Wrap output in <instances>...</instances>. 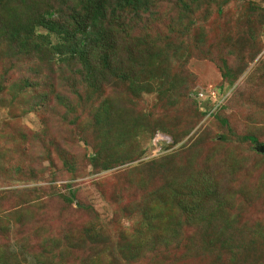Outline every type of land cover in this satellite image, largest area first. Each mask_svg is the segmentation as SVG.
<instances>
[{"label": "rangeland", "instance_id": "rangeland-1", "mask_svg": "<svg viewBox=\"0 0 264 264\" xmlns=\"http://www.w3.org/2000/svg\"><path fill=\"white\" fill-rule=\"evenodd\" d=\"M201 1L205 5L191 18L182 16L177 0H166L158 14L161 23L151 24L153 31L168 35L167 46H157L163 53L154 55L167 64L165 94L155 87L130 99L122 87H115L118 81L97 79L90 101L81 103L69 96L70 104L62 108L48 99L55 92L66 95L68 84L71 88L86 84L78 63L56 64L50 75L46 65L17 59L15 50L7 53L0 63V76L5 73L0 80V256L7 264H90L88 260L106 264L99 248L80 239L91 226L100 229L111 245L114 240L142 236L144 258L128 264H212L211 257L198 250L186 251L184 261L179 257L184 250H162L161 239L145 227L140 229L141 220L126 212L158 192L167 208L183 202L184 198L172 194L169 198L163 192H169L168 186L184 187L193 174L199 187L208 186L211 179L222 195H231L225 208L229 215H237L239 224H233L237 240L252 246L248 240L254 242V232L264 226V155L255 153L243 138L252 136L264 144V0H231L222 15L212 0ZM250 4L256 11L249 10ZM200 14L204 18L197 19ZM114 17L109 15L118 33V37L111 34L117 46L110 47L117 57L125 63L131 57L136 64L147 59L142 54L145 47L132 44L138 37L152 40L147 35L151 31L139 27L129 31ZM189 19L194 23L185 32ZM128 52L135 53L132 57ZM220 60L227 63L233 85L222 76ZM26 77L39 86L20 91ZM210 92L214 99L208 98ZM208 101L215 106L203 116L199 108ZM97 111L129 113L124 122L131 135L120 147L109 142L117 138L101 139L116 156L131 158L108 172H98L89 159L100 140L94 126ZM73 119L75 124H70ZM64 162L72 167H64ZM70 190L75 192L71 204L61 199ZM174 214L178 221L185 215ZM66 235L76 240L73 249L63 261L58 257L47 261L53 238L62 241ZM257 249L256 245L251 253L244 251L251 257Z\"/></svg>", "mask_w": 264, "mask_h": 264}, {"label": "trees", "instance_id": "trees-1", "mask_svg": "<svg viewBox=\"0 0 264 264\" xmlns=\"http://www.w3.org/2000/svg\"><path fill=\"white\" fill-rule=\"evenodd\" d=\"M212 1L217 6L218 15L224 14L223 9L231 2V0ZM164 5H166V0H0V63L12 50L17 52V59L35 60L38 65H46L47 73L50 75L55 74L53 66L56 64L69 61L78 63V73L85 74L83 81L86 84L81 87L72 85V88L68 84L70 88L67 92L71 94L67 95V93L66 96L55 92L48 99L49 101L53 98L62 108H66L70 104L69 96L76 97L81 103L90 101L91 96L95 94L96 85L94 82L97 79L107 83L118 81L121 86L115 84V87H122L123 95L129 96L130 99L141 98L144 93L148 94L155 87L164 90V80L169 75L165 68L167 64L154 55L163 53V49L157 46H167L168 35L166 36L165 31H153L154 28L151 27L154 21L161 23V17L158 14L163 13ZM177 5L181 9L183 17L192 18L194 12L205 3H202L201 0H177ZM250 5L249 10L256 11V7L253 4ZM109 15H114L117 20L116 24H121L122 28L127 27L129 31H134L137 27L151 31L147 32V35L152 36V40L138 37L132 44V46L145 47L148 53L142 54L148 56L147 59H142L136 64V59L132 60L131 57H129L130 61L126 63L117 57V52L115 53L110 46H117V41L113 40L111 34L115 33L118 37V33L113 28V20L109 18ZM128 15L130 18L127 19ZM199 16L197 19L204 18L203 14ZM193 23L189 19L187 25L184 26V31L187 32ZM157 39H160L163 44H159ZM134 53L128 52L127 56L133 57ZM220 61L222 62L220 64L222 76L229 85H233L235 79L230 77L227 63L223 60ZM36 72L40 71L36 70ZM4 76L5 73L0 76V80H3ZM152 78L156 81L151 82ZM23 81V88H20V91L26 92L39 86L38 82H33L27 77ZM64 81L68 80L64 79ZM171 88L172 85H169V89ZM1 89L2 85L0 84V91ZM163 93L165 94L166 91L164 90ZM212 93L214 92H210L209 99H214ZM44 94L45 92L42 93V95ZM130 99L129 101H131ZM213 105L215 106L210 101L203 104L199 108L201 114L208 115L211 108L214 107ZM128 114L99 111L95 114L94 126L100 140L89 159L98 172H108L130 161V156L126 158L116 156L108 141L101 140L108 137L117 138L116 141L109 142L113 145L112 147H120L123 144L122 140L131 135L125 128L126 123L124 122V118ZM77 119L78 117H76ZM221 122L226 124L225 120ZM69 123L75 124V120H70ZM243 141L250 142L255 153H259L257 146L263 145L259 144L252 136L244 137ZM60 154L62 155V153ZM63 164L66 168L70 166L68 162ZM194 175H190L192 177L184 187L183 185L176 188L168 186L169 192H163L169 198H171V194L175 198H184L183 202L179 200L177 204H173V206L170 204L167 208L164 206L160 192H158L144 199L140 206L127 207V214L137 216L141 220L140 229L145 227L146 229H143L146 232H151L161 239L158 242H161L162 250H184L181 253L183 255L179 256L183 261L186 259L183 257L186 255L184 254L186 251L191 253L198 250L202 256L209 255L211 257L209 261L212 264H241L242 257L243 264L247 263L246 258L250 260L249 264H260V260L264 258V226L259 225L263 229L259 230L260 232H254L257 234V237L253 238L254 242L248 240L252 246H246L244 241L239 242L237 240L238 231H235L233 227V224H236V227L239 224L237 215H229L228 210L226 211L228 197L231 198V195L228 196L226 192L222 195L211 179L207 181L206 185L208 186L199 187V184L195 183V178L192 179ZM74 195L75 192L70 190L69 194L61 196V199L63 198L65 202L71 204ZM181 195L185 196L181 197ZM188 196L190 202H188ZM240 207L242 204L238 206L239 209ZM89 210L92 211L91 208ZM179 211L183 215L185 214L183 220L180 221L175 220L174 214ZM103 235L104 233L100 229L91 226L83 230L80 239L85 238L99 248L98 255L107 260L106 264H128L129 261L139 263L144 258L142 253L145 242L142 241L140 234H135L130 241L128 239L118 242L110 240L112 245L109 243V239H105ZM53 239L54 244H51L53 249L47 248L48 255L45 258L49 261L53 257H58L60 259L58 261H63L66 254H69L73 249V242L76 240L67 235L62 241ZM256 245L258 246L256 253L251 257L247 255L244 249H248V252L251 253ZM116 251L119 252L115 253ZM116 254L121 256L118 257ZM244 257L246 258L244 259ZM87 262L93 264L91 260ZM7 263L0 256V264Z\"/></svg>", "mask_w": 264, "mask_h": 264}, {"label": "water", "instance_id": "water-1", "mask_svg": "<svg viewBox=\"0 0 264 264\" xmlns=\"http://www.w3.org/2000/svg\"><path fill=\"white\" fill-rule=\"evenodd\" d=\"M257 151L264 155V144L260 145V146H257Z\"/></svg>", "mask_w": 264, "mask_h": 264}, {"label": "built area", "instance_id": "built-area-1", "mask_svg": "<svg viewBox=\"0 0 264 264\" xmlns=\"http://www.w3.org/2000/svg\"><path fill=\"white\" fill-rule=\"evenodd\" d=\"M212 98H215V93H212Z\"/></svg>", "mask_w": 264, "mask_h": 264}]
</instances>
